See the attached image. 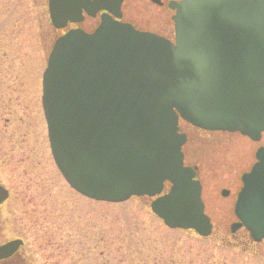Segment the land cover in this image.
<instances>
[{
  "label": "water",
  "instance_id": "95a60500",
  "mask_svg": "<svg viewBox=\"0 0 264 264\" xmlns=\"http://www.w3.org/2000/svg\"><path fill=\"white\" fill-rule=\"evenodd\" d=\"M159 3V0H151ZM122 0H49L63 27L83 8L120 18ZM174 42L101 16L92 32L58 37L42 74V108L54 162L81 195L107 202L147 196L169 228L211 234L195 168L183 163L179 117L259 141L264 131V0H170ZM241 175L233 212L264 238V146ZM168 190L164 191V184ZM228 191L223 189L222 196ZM7 191L0 186V201ZM22 240L0 245V259Z\"/></svg>",
  "mask_w": 264,
  "mask_h": 264
},
{
  "label": "rangeland",
  "instance_id": "374dc122",
  "mask_svg": "<svg viewBox=\"0 0 264 264\" xmlns=\"http://www.w3.org/2000/svg\"><path fill=\"white\" fill-rule=\"evenodd\" d=\"M167 1L125 0L124 17L171 37ZM48 21L46 0H0V182L10 191L0 207V245L22 239L15 259L23 264H264V247L253 252L229 238L231 193L264 145V131L254 142L236 132L183 126V150L191 151L185 159L198 168L213 223L207 237L168 228L147 197L98 201L68 185L50 152L40 100L56 36Z\"/></svg>",
  "mask_w": 264,
  "mask_h": 264
},
{
  "label": "flooded vegetation",
  "instance_id": "af4514ba",
  "mask_svg": "<svg viewBox=\"0 0 264 264\" xmlns=\"http://www.w3.org/2000/svg\"><path fill=\"white\" fill-rule=\"evenodd\" d=\"M124 2H125V0H123L122 5H121V12H122L121 21L129 22V23H131L133 25V21H131L129 19H126L124 17V13H123V9H122ZM46 7H47V0H46ZM102 12L103 11L99 10L98 12H96V14L94 16H90L84 10H81V15H80L81 18H79L78 21H76V22L68 21L65 24V26L62 27V28H56V27H54L51 24L50 19H49V15H48V19H49L48 23L51 26L53 33L56 34L55 38L58 37L59 35H61L62 33H64L66 30L71 29V28H81V29H83V30H85L87 32H91L99 24V22H100V15H101ZM54 39H53V41H54ZM179 125H180V131L184 132L186 134V136H187V133L184 131L183 126L189 125V124L180 121L179 122ZM187 140H186V142H187ZM186 142H185V144H186ZM183 153H184V162L187 163L185 158H186V156L191 155V151H189L188 153H187V151L186 152H183ZM192 166H196V165L192 164ZM0 185H2L7 190V192H8L7 198L5 200H3V201H0V207H1V206L4 205V203L9 198L10 191H9V189L2 182H0ZM234 219L235 220L233 222H236L237 219L235 217H234ZM238 232H239V235H238ZM229 238L233 241L234 244H237V242H238V244H242V246H244V248H246L248 250H252L253 252L257 251V249H259L260 247L261 248L264 247V246H262V245H264V239H260V240H257V241L253 240L250 237L249 232L243 226L237 228L233 232L230 231ZM232 241H228V242L231 243ZM23 244H24V242H23ZM22 247H23V245H21L19 247V249L15 253H13L11 256H9L7 258H4V259H0V264H23L24 263L23 261L20 262V260L15 259V258H17L16 256L20 252V249Z\"/></svg>",
  "mask_w": 264,
  "mask_h": 264
},
{
  "label": "bare ground",
  "instance_id": "6f19581e",
  "mask_svg": "<svg viewBox=\"0 0 264 264\" xmlns=\"http://www.w3.org/2000/svg\"><path fill=\"white\" fill-rule=\"evenodd\" d=\"M236 191H237V190H235V191H233V192L231 193V198H232L233 200H234V198H235ZM233 200H232V201H233Z\"/></svg>",
  "mask_w": 264,
  "mask_h": 264
}]
</instances>
